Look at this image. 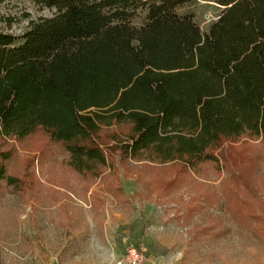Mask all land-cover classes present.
I'll list each match as a JSON object with an SVG mask.
<instances>
[{"label":"trees","instance_id":"1","mask_svg":"<svg viewBox=\"0 0 264 264\" xmlns=\"http://www.w3.org/2000/svg\"><path fill=\"white\" fill-rule=\"evenodd\" d=\"M26 1L2 16L27 27L0 31V190L22 182L4 142L37 133L83 177L113 154L171 166L166 192L236 143H264V0ZM198 1L220 9L205 30L187 10Z\"/></svg>","mask_w":264,"mask_h":264},{"label":"rangeland","instance_id":"2","mask_svg":"<svg viewBox=\"0 0 264 264\" xmlns=\"http://www.w3.org/2000/svg\"><path fill=\"white\" fill-rule=\"evenodd\" d=\"M25 5L1 8L0 31L24 33L25 20L8 29L2 16ZM28 7L33 17L52 15ZM187 10L203 30L220 13L208 1ZM4 143L14 152L9 174L22 182L0 190V264H115L129 247L147 264H264L261 140L234 144L170 192L160 180L175 177L171 166L113 154L99 178H88L41 133Z\"/></svg>","mask_w":264,"mask_h":264},{"label":"built area","instance_id":"3","mask_svg":"<svg viewBox=\"0 0 264 264\" xmlns=\"http://www.w3.org/2000/svg\"><path fill=\"white\" fill-rule=\"evenodd\" d=\"M115 264H147V260L140 250L129 247Z\"/></svg>","mask_w":264,"mask_h":264}]
</instances>
